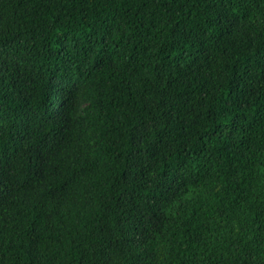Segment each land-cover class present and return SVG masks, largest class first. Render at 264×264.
Masks as SVG:
<instances>
[{
    "label": "trees",
    "instance_id": "trees-1",
    "mask_svg": "<svg viewBox=\"0 0 264 264\" xmlns=\"http://www.w3.org/2000/svg\"><path fill=\"white\" fill-rule=\"evenodd\" d=\"M0 264H264V0H0Z\"/></svg>",
    "mask_w": 264,
    "mask_h": 264
}]
</instances>
